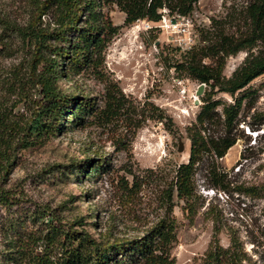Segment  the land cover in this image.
<instances>
[{"label":"rangeland","instance_id":"1","mask_svg":"<svg viewBox=\"0 0 264 264\" xmlns=\"http://www.w3.org/2000/svg\"><path fill=\"white\" fill-rule=\"evenodd\" d=\"M246 4L247 0H199L184 19L166 12L163 17L175 26H187L195 45L198 31L208 28L210 19L223 18L228 11L237 15ZM29 9L28 0H0V12L20 24L27 20ZM100 12L117 27L105 50L103 79L76 77L75 84L96 96L101 107L107 81L120 89L125 108L102 123L71 125L64 133L16 152L10 173L0 178V186L17 197L10 207L0 205V264H12L2 254L6 224L15 217L27 220L30 211L43 206L61 211L69 220L77 216L95 223L88 229L96 237L106 230L112 237H140L158 220H172L174 264H201L215 245L233 250L241 264H264V75L236 95L241 99L232 133L236 141L222 159L215 160L217 173L224 176L222 184H214L213 159L206 156L195 165L192 213L186 212L175 193L171 196L170 187L176 168L188 160L187 127L195 122L206 87L197 96L200 84L170 68L188 49L179 26L153 24L145 29L141 21L124 26V14L116 6H102ZM51 19L47 15L45 24ZM13 49L10 57L0 59V66L29 58L27 50ZM246 55L239 52L227 58L223 75L230 77ZM60 84L70 86L63 79ZM213 98L233 103L227 94L214 92ZM15 112L25 110L19 106ZM159 114L166 124L157 120ZM210 133L220 135L221 126L212 127ZM85 157L97 161L102 157V172L80 178L72 166ZM95 210L97 221L92 217ZM28 223L27 229L34 231L36 226Z\"/></svg>","mask_w":264,"mask_h":264},{"label":"trees","instance_id":"2","mask_svg":"<svg viewBox=\"0 0 264 264\" xmlns=\"http://www.w3.org/2000/svg\"><path fill=\"white\" fill-rule=\"evenodd\" d=\"M199 0H28L30 13L20 24L0 12V59L10 57L14 47L27 50L29 58L0 66V178L15 163L16 152L42 143L71 125L86 127L116 116L124 108L120 89L106 83L102 99L75 84L76 77L103 79L105 50L116 33L103 18L102 6H116L124 14L123 25L146 20L156 23L166 10L168 16L188 17ZM51 14L50 23L44 18ZM198 43L182 51L170 68L206 87L195 122L187 127L190 142L186 163L175 170L171 196L175 193L192 213L195 165L211 157L214 184H222L215 160L222 159L235 144L232 134L241 106L237 94L264 75V0H247L237 15L210 19L208 28L198 31ZM13 49V50H12ZM179 50L178 48L175 50ZM247 53L242 65L230 77L223 75L226 59ZM210 60V64L204 62ZM68 81L63 87L60 82ZM214 92L229 95L232 104L213 98ZM22 106L23 113L15 112ZM221 107L220 112L217 110ZM70 118H73L72 120ZM157 120L166 124L159 114ZM222 133L213 135L212 127ZM104 159L85 157L75 162L80 178L99 174ZM170 197V195H169ZM171 198V197H170ZM16 195L0 186V205H14ZM60 208V207H59ZM55 209L39 207L27 220L18 217L6 224L7 244L2 252L12 264H174L172 244L176 240L172 220L160 219L140 237H112L109 230L94 236L85 218L66 219ZM92 217L98 220L97 211ZM89 220V219H88ZM28 221L35 230L27 229ZM94 221V222H95ZM238 254L219 245L208 249L201 264H241Z\"/></svg>","mask_w":264,"mask_h":264},{"label":"built area","instance_id":"3","mask_svg":"<svg viewBox=\"0 0 264 264\" xmlns=\"http://www.w3.org/2000/svg\"><path fill=\"white\" fill-rule=\"evenodd\" d=\"M163 12H166V10H163L162 13ZM171 17L173 18L176 16H171ZM178 17H180V16H178ZM181 18L184 19L185 17H181ZM161 19L162 20L158 21V23L157 22L156 23H150L146 20H140V21H141V23L145 29H151L154 26L153 24H158L159 27H161V24H165L164 26H166L168 28H170V27L176 28V26H179L178 29L180 30V32L184 36L183 44L185 45V47H188V49H190L192 47L193 43L195 42V35L188 30L187 26H184L182 23H179L175 26V25H173L172 20L167 21L166 19H164L163 16L161 17Z\"/></svg>","mask_w":264,"mask_h":264},{"label":"water","instance_id":"4","mask_svg":"<svg viewBox=\"0 0 264 264\" xmlns=\"http://www.w3.org/2000/svg\"><path fill=\"white\" fill-rule=\"evenodd\" d=\"M204 84H201L198 88V91H197V96H199L200 94H202V92L204 91ZM182 150V144L179 145V148H178V151H181Z\"/></svg>","mask_w":264,"mask_h":264}]
</instances>
